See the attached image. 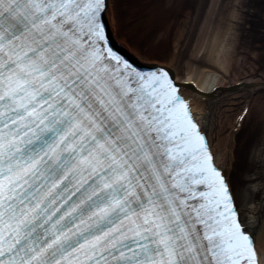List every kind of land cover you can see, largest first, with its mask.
<instances>
[{
  "label": "snow or ice",
  "instance_id": "1",
  "mask_svg": "<svg viewBox=\"0 0 264 264\" xmlns=\"http://www.w3.org/2000/svg\"><path fill=\"white\" fill-rule=\"evenodd\" d=\"M113 0H0V264H264L166 65Z\"/></svg>",
  "mask_w": 264,
  "mask_h": 264
},
{
  "label": "rangeland",
  "instance_id": "2",
  "mask_svg": "<svg viewBox=\"0 0 264 264\" xmlns=\"http://www.w3.org/2000/svg\"><path fill=\"white\" fill-rule=\"evenodd\" d=\"M129 1L137 10L134 13L138 14L140 26L133 30L123 20L118 32L127 38L131 46L143 50L144 53L151 51L152 56L157 57L168 55L172 49V42L179 41L181 59L186 57L198 59L194 61L209 66L206 63L207 59L206 61L204 59V47L209 44L210 39L220 33V37L230 49L225 56L227 60L225 59L224 67L213 68L214 71L219 72L227 81L248 76L264 79V0H216L215 3V0ZM213 3L215 5L212 8ZM204 9L208 15L212 9L206 28L202 27L205 26L202 21H206L203 19ZM186 18L190 21H186ZM197 23L203 29L198 28L195 32ZM199 32H203L202 36ZM184 63V61L181 63L183 74H185ZM256 95L260 96L257 97L255 106L246 119L241 135L237 137L238 163L231 174V181L241 207H244L245 202L252 203L249 201L251 190L258 188L259 193L261 186L259 183L262 179L259 173L262 167L259 165L261 161L259 152L264 143V91ZM241 107L240 103L226 110L228 118H223L221 130L217 128V137H224L227 134L234 115ZM259 107L262 109L260 110ZM257 166L259 171H255ZM246 214L243 210L245 220Z\"/></svg>",
  "mask_w": 264,
  "mask_h": 264
},
{
  "label": "bare ground",
  "instance_id": "3",
  "mask_svg": "<svg viewBox=\"0 0 264 264\" xmlns=\"http://www.w3.org/2000/svg\"><path fill=\"white\" fill-rule=\"evenodd\" d=\"M215 2L216 0L214 3ZM113 3L114 13L111 18V26L115 30L114 35L122 41L124 46L127 47L132 54L137 55L141 61L146 63L157 62L160 65H166L172 72H174V74H176L177 82L183 85L184 88L182 89L184 90V93L191 99L195 118L199 121L203 129L207 130L206 132L209 136L211 149L215 154V159L220 166L228 170L229 178L234 172L235 165L238 163L237 156L239 153V139L237 137L241 135L246 119L250 115L252 107L255 106L257 97L260 96L256 94L264 91V79L261 77L256 78L248 76L240 79L232 78L227 81V79L219 72H216V70L214 71V69L224 67L223 64L227 60L225 56L228 55L230 49L227 43L224 42V39L220 37V33L216 34L212 40L210 39L209 44L204 47V59L205 61L207 59L206 63H208L209 66H203L202 64L196 63L198 59H190L189 57L181 59L179 41L172 42L171 52L166 56L156 55L157 57H155L152 56L151 51V54L144 53L143 50L131 46L126 40V37L122 36L120 38L118 36V29L123 24V20L124 23L130 26L133 30H136L140 26L138 14L136 12L134 13V11H137L135 6L129 0H113ZM214 3L212 8L215 5ZM206 4L207 3H205V5ZM205 7L207 8L208 6ZM204 11L205 9L203 12ZM211 13L212 9L209 11V15L208 12L204 14L205 18L203 19L207 22L202 21V24L205 25L202 27H207ZM185 20L190 21V19L187 18ZM198 22L200 23V21ZM197 25L195 32L198 28H200V30L203 29L202 27H199L198 23ZM203 32H199L200 36H202ZM191 44H193V42ZM153 48L154 47L152 46L151 49ZM182 61L185 62V74H183V69H181ZM240 103L242 107L234 115L227 134H225L224 137H217V128H220L221 130V123L224 121L223 118H228L226 110L234 108L237 105H240ZM259 105L263 106V104ZM259 108L260 110L262 109L261 107ZM262 147L263 148H261L259 152V157L261 159L259 165L262 166L260 168L261 172L259 171L258 166L255 170L259 171L262 175V179L260 178L261 181L259 183L261 185L259 193L257 192L258 188L251 190L249 201L252 203L246 204L245 202L244 207H240V212L242 214L243 212L241 210L243 209L244 212L247 213L246 220H244L246 226L257 234V240L261 246H264V143ZM250 180H252V178ZM232 185L233 183H231V186ZM232 192L234 198H236L233 189Z\"/></svg>",
  "mask_w": 264,
  "mask_h": 264
}]
</instances>
